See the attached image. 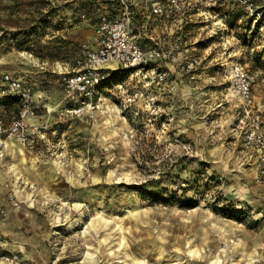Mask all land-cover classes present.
I'll return each instance as SVG.
<instances>
[{
	"label": "rangeland",
	"instance_id": "obj_1",
	"mask_svg": "<svg viewBox=\"0 0 264 264\" xmlns=\"http://www.w3.org/2000/svg\"><path fill=\"white\" fill-rule=\"evenodd\" d=\"M188 2L177 41L202 63L190 73L179 66V73L195 75L199 88L222 89L232 98L229 65L241 64L258 103L244 106L235 123L242 137L249 128H264L256 117L264 103V0L255 1L253 14L231 0ZM70 3L0 0L5 126L19 101L3 104L2 74L19 78L34 98L29 141L1 135L7 142L0 150V202L7 208L4 235L17 246L12 252L21 264H264L261 219L244 201L251 183L243 179L249 177L231 170L229 157L212 155L213 143L202 152L194 105L170 104L178 69L167 66L179 60L165 61L175 79L172 92L128 72L92 110L74 113L63 99L59 74L73 68L78 48L91 46L94 35L92 19L83 22ZM157 36L155 41H163L167 35ZM175 137L189 146L175 145ZM174 195L195 206L180 207L169 200ZM230 204L248 208V219L225 217ZM252 250L259 255L245 259Z\"/></svg>",
	"mask_w": 264,
	"mask_h": 264
},
{
	"label": "built area",
	"instance_id": "obj_2",
	"mask_svg": "<svg viewBox=\"0 0 264 264\" xmlns=\"http://www.w3.org/2000/svg\"><path fill=\"white\" fill-rule=\"evenodd\" d=\"M238 7L251 14L255 9L256 0H231ZM75 2V0H74ZM99 6L97 20L93 25L95 41L92 46L82 44L81 56L75 60L72 69L59 74V82L63 86V99L71 102L74 113L92 110L95 100L99 99L107 88L104 82L114 71H125L133 77H145L147 85L154 84L157 90L172 92L174 78L171 72L165 69L167 52L163 49V41L151 39L150 44L142 42L145 18L146 24H169L177 21L182 33L183 24L187 22L185 13L189 5L188 0H96ZM143 6L141 10L136 5ZM143 11V12H142ZM81 18H85L81 15ZM144 30V31H143ZM147 38V37H145ZM202 60L197 56L186 55L180 63L187 72H194L201 66ZM230 84L227 88L232 96L240 98L244 106L254 103L250 80L245 69L239 63L229 65ZM173 78V79H172ZM171 79V80H169ZM4 88L3 95L18 98L19 107L15 117L5 126L0 118V150L4 147L2 134L12 136L21 142L29 141L32 130L28 122L34 116V98L31 90L24 86L19 78L8 73L1 75ZM120 86L119 84H117ZM73 102V103H72ZM173 142L177 146L187 148L179 137ZM243 149L251 156L256 153L255 167L257 179L264 181V129L249 128L243 136ZM7 208L0 206V224L4 222ZM0 264H21L18 252H8L0 234Z\"/></svg>",
	"mask_w": 264,
	"mask_h": 264
},
{
	"label": "crops",
	"instance_id": "obj_3",
	"mask_svg": "<svg viewBox=\"0 0 264 264\" xmlns=\"http://www.w3.org/2000/svg\"><path fill=\"white\" fill-rule=\"evenodd\" d=\"M65 2H71V6L74 4L73 0H64ZM140 8V9H139ZM144 8L141 7V4L136 5V9L141 10ZM143 12V11H142ZM68 21H71V16H68ZM84 19L83 22L85 21ZM142 24L144 25V36L147 38H158L157 35L159 33L166 34L167 36H164L165 38L169 39L168 42L165 43L166 52H167V58L172 56V58L179 60V62H173L172 65L166 66L168 69H173L175 71V78L177 79V89L175 88V92L171 95H168V99L170 101V104L173 105V107H178L179 109L183 106H189L194 105L196 107V115H197V135H201L200 144L202 145V152L203 149L206 148L207 143H213V146L210 147V151L212 155H219L221 158L229 157L231 162H228V165L233 166L231 170L237 169V170H243L245 174V177H249L250 181L248 179H243L246 182L251 183L250 185V193L247 192L244 201L246 203H250V207L253 208L252 210H256V213L259 214L260 221V236L262 237V244L264 245V181H259L257 179V172L255 167V159H256V153L252 152L251 156L243 149V137L241 136V131L238 130V127H241L240 125L237 126L235 123L238 116L243 115V107L244 104L240 98L237 97H229L228 95L224 94V91L221 90H215L212 89L211 86H207L210 88L203 89L199 88V82L196 81L199 78L195 77V75L187 74L185 76L181 75L179 71L182 69L179 68L180 66V60L181 57L186 56L187 54L186 49L181 47V40L178 42L177 39H181L182 33L175 32L172 29V27L175 25L173 22L165 25L156 24V23H149L146 24L145 18L141 20ZM71 24V22H70ZM169 25V26H168ZM74 27V26H73ZM143 30V31H144ZM165 31V32H164ZM94 32V31H93ZM173 37V38H172ZM171 39V40H170ZM174 40L173 43L169 44L170 41ZM95 41V34L93 35V41L92 45ZM174 44V46H172ZM91 45V46H92ZM169 45V46H168ZM180 46V47H179ZM176 54V55H175ZM176 56V57H174ZM180 69V70H179ZM172 71V70H171ZM12 73V72H11ZM13 74V73H12ZM172 76V75H171ZM179 77V78H178ZM207 84H203L202 87H206ZM187 89L182 90L180 87ZM201 86V84H200ZM161 91V90H160ZM158 91V92H160ZM166 94V90H162ZM257 104L258 102L255 101L254 96V104ZM261 104V103H260ZM261 110L259 112V115H256V117H261L264 120V103H262ZM172 107V108H173ZM254 107V105H253ZM252 107V108H253ZM264 129V128H263ZM184 130H186L184 128ZM184 130H180V132H183ZM185 133V132H184ZM192 131L190 130V133L188 135H192ZM195 134V135H196ZM195 135H193L195 137ZM212 138V139H211ZM7 142V141H6ZM4 141V143L6 144ZM207 150V149H206ZM224 152L226 154H224ZM230 167V166H228ZM242 175V174H241ZM240 175V176H241ZM244 177V176H243ZM247 197V199H246ZM4 205L0 202V206ZM5 225V221L0 224V234L2 241L4 243V247L8 252L16 251L14 250L15 246H13L3 232V227ZM17 247V246H16ZM244 254L243 252L239 254ZM258 256V252L255 250H252L248 252L245 255V259L247 257L249 260H251L254 256Z\"/></svg>",
	"mask_w": 264,
	"mask_h": 264
},
{
	"label": "trees",
	"instance_id": "obj_4",
	"mask_svg": "<svg viewBox=\"0 0 264 264\" xmlns=\"http://www.w3.org/2000/svg\"><path fill=\"white\" fill-rule=\"evenodd\" d=\"M73 11L80 16H84L87 20L89 18L92 19V24L94 25L96 20H97V15L99 12V6L96 0H75L73 4ZM78 51L80 53V48H78ZM128 74V71H114L110 74L109 78L104 82L103 87L104 88H112L113 86L119 84L120 82L123 81V79L126 77ZM9 100H16L18 101L17 97L11 96V95H5L3 97V104L6 107L5 102ZM162 203H168L169 200L175 201L178 203L180 207H186V208H192L195 206V203L188 200L186 202H181L177 200V196H173L171 199H165V198H159ZM223 215L228 218H236V219H241V218H247L249 214V209L246 207H240L238 208L234 204L227 205L224 207V210L222 211ZM248 219V218H247ZM255 223H258V220L254 221Z\"/></svg>",
	"mask_w": 264,
	"mask_h": 264
}]
</instances>
